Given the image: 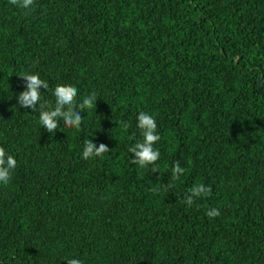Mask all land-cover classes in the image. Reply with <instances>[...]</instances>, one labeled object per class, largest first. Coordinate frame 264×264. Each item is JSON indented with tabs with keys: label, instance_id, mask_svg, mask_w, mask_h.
<instances>
[{
	"label": "trees",
	"instance_id": "trees-1",
	"mask_svg": "<svg viewBox=\"0 0 264 264\" xmlns=\"http://www.w3.org/2000/svg\"><path fill=\"white\" fill-rule=\"evenodd\" d=\"M25 11L0 0V146L17 161L0 183V264H264V0H34ZM24 72L48 83L41 102L72 85L96 107L79 130L61 120L49 133L18 104ZM141 111L160 136L145 168L128 152ZM85 139L110 151L85 160ZM197 183L212 193L188 206Z\"/></svg>",
	"mask_w": 264,
	"mask_h": 264
},
{
	"label": "clouds",
	"instance_id": "clouds-1",
	"mask_svg": "<svg viewBox=\"0 0 264 264\" xmlns=\"http://www.w3.org/2000/svg\"><path fill=\"white\" fill-rule=\"evenodd\" d=\"M9 3L15 5L27 12L31 11L34 6V0H9ZM25 84V88L17 97L18 104L24 109H32L38 112L39 123L47 132L55 133L60 128L59 121L67 128L80 129L84 116L82 112L96 107L97 96L93 92L83 98L82 102L77 103L76 97L78 89L72 85H57L54 89L53 95L55 97L54 106L48 102H41V88L47 90L49 85L46 81L42 80L39 74H30L24 72L19 76ZM38 105V107H37ZM127 129L130 125L127 122H119ZM136 127L140 130L142 139L134 143L128 148V152L132 154L130 163L137 165L140 168H145L149 165H155L160 158V152L154 148L160 140L157 133V122L153 116L141 111L137 116ZM110 149L104 143L97 146L93 140L85 139L82 158L85 160L94 157H103ZM17 166V161L14 156L7 154L5 149L0 146V183L7 185L10 182L11 174ZM152 171L155 173L156 168ZM185 169L180 166L177 161L171 170V180L177 181L184 174ZM212 193L211 186H205L203 183L194 184L184 196V203L191 206L197 198L208 197ZM206 215L212 219L220 216L219 209H210ZM64 260L67 264H83L79 259L65 257Z\"/></svg>",
	"mask_w": 264,
	"mask_h": 264
}]
</instances>
